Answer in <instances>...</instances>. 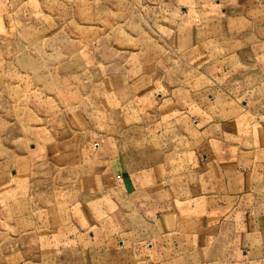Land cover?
<instances>
[{
    "label": "crops",
    "instance_id": "1",
    "mask_svg": "<svg viewBox=\"0 0 264 264\" xmlns=\"http://www.w3.org/2000/svg\"><path fill=\"white\" fill-rule=\"evenodd\" d=\"M183 1L160 10L188 68L213 72L199 102L130 92L88 48L89 138L3 121L0 264H264V0Z\"/></svg>",
    "mask_w": 264,
    "mask_h": 264
},
{
    "label": "rangeland",
    "instance_id": "2",
    "mask_svg": "<svg viewBox=\"0 0 264 264\" xmlns=\"http://www.w3.org/2000/svg\"><path fill=\"white\" fill-rule=\"evenodd\" d=\"M0 1V129L3 121L16 122L18 128L38 126L57 137L68 133L78 141L89 138L88 123L93 125L92 113L98 111L91 110L82 92L93 90V84L91 79L78 84L75 77L83 74L77 55L88 48L105 57V67L118 69L130 92H158L183 107L211 92L213 72L188 68L182 45L175 46L170 38L174 24L160 10L174 5L182 12L187 1ZM201 2L194 8L204 28L201 10L208 4ZM254 43L264 45V32L256 34ZM260 55L264 60V46ZM109 111L108 105L101 109L107 123ZM111 117L114 123L123 119Z\"/></svg>",
    "mask_w": 264,
    "mask_h": 264
}]
</instances>
